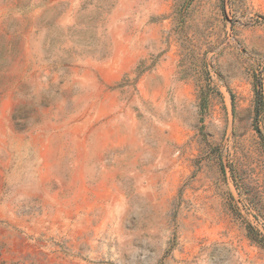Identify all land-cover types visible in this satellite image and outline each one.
<instances>
[{"label": "rangeland", "instance_id": "374dc122", "mask_svg": "<svg viewBox=\"0 0 264 264\" xmlns=\"http://www.w3.org/2000/svg\"><path fill=\"white\" fill-rule=\"evenodd\" d=\"M263 244L264 0H0V264Z\"/></svg>", "mask_w": 264, "mask_h": 264}, {"label": "trees", "instance_id": "16d2710c", "mask_svg": "<svg viewBox=\"0 0 264 264\" xmlns=\"http://www.w3.org/2000/svg\"><path fill=\"white\" fill-rule=\"evenodd\" d=\"M258 102H259L260 106L262 107V99H261V96H259ZM263 246H264V244H263Z\"/></svg>", "mask_w": 264, "mask_h": 264}]
</instances>
